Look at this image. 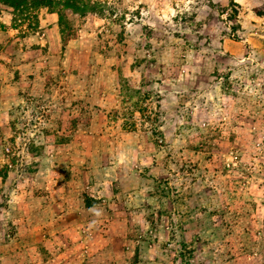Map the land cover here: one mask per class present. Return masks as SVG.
<instances>
[{"label": "rangeland", "instance_id": "rangeland-1", "mask_svg": "<svg viewBox=\"0 0 264 264\" xmlns=\"http://www.w3.org/2000/svg\"><path fill=\"white\" fill-rule=\"evenodd\" d=\"M0 3V264H264V0Z\"/></svg>", "mask_w": 264, "mask_h": 264}, {"label": "trees", "instance_id": "trees-1", "mask_svg": "<svg viewBox=\"0 0 264 264\" xmlns=\"http://www.w3.org/2000/svg\"><path fill=\"white\" fill-rule=\"evenodd\" d=\"M0 3L10 6L14 11L20 9L19 12L24 10L37 8L50 7L53 5V0H0Z\"/></svg>", "mask_w": 264, "mask_h": 264}]
</instances>
